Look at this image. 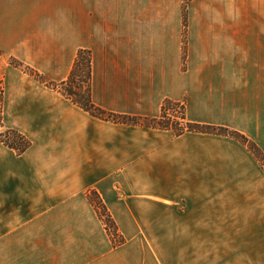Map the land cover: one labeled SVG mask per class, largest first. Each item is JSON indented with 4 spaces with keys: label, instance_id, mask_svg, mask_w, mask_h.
I'll list each match as a JSON object with an SVG mask.
<instances>
[{
    "label": "crops",
    "instance_id": "obj_1",
    "mask_svg": "<svg viewBox=\"0 0 264 264\" xmlns=\"http://www.w3.org/2000/svg\"><path fill=\"white\" fill-rule=\"evenodd\" d=\"M186 15L183 59L180 0H0V134L31 143L0 141V264H264V166L246 146L97 119L10 64L59 83L89 50L96 106L159 118L171 100L264 154V31L244 42L243 0H190Z\"/></svg>",
    "mask_w": 264,
    "mask_h": 264
},
{
    "label": "trees",
    "instance_id": "obj_2",
    "mask_svg": "<svg viewBox=\"0 0 264 264\" xmlns=\"http://www.w3.org/2000/svg\"><path fill=\"white\" fill-rule=\"evenodd\" d=\"M183 59L186 54V28H187V15L183 11ZM10 64L16 68H20L24 72L32 76L36 81L44 84L45 86L57 90L73 104L89 113L91 116L110 121L117 124H125L132 126H145L148 128L170 130L175 136H181L186 133L210 134L231 138L246 146L248 150L264 165V154L259 147L244 134L222 126L206 125L200 123H192L186 121L184 113V105L165 100L162 104L161 114L159 118H143L137 116H128L116 114L103 110L96 106L91 99V53L89 50L81 49L78 51L72 70L65 81L56 83L47 80L40 73L34 71L21 62L12 59ZM0 90V101L1 93ZM176 112L179 115L175 116L170 114ZM1 122V112H0ZM0 141L8 148L14 150L17 155L23 154L29 147L30 141L21 133L13 129H5L0 134ZM87 199L96 210L100 220L103 222L108 235L111 237L112 244L118 246L124 243L117 230L116 224L111 218L106 206L102 202L97 192L88 191Z\"/></svg>",
    "mask_w": 264,
    "mask_h": 264
},
{
    "label": "rangeland",
    "instance_id": "obj_3",
    "mask_svg": "<svg viewBox=\"0 0 264 264\" xmlns=\"http://www.w3.org/2000/svg\"><path fill=\"white\" fill-rule=\"evenodd\" d=\"M180 1L182 2L183 11L185 10L187 12V4L190 0H180ZM243 15H244V24H243L244 42L246 41L245 35L247 32L251 33L252 35L251 37L255 41V39L259 38L257 34H260L262 31H264V0H243ZM248 16H251L254 19L251 24L246 23L245 19ZM0 82L2 81L0 80ZM0 90L2 91L1 93L3 95L2 83L0 86ZM2 95H1V101H0V112L1 113H2ZM260 164L262 165L261 162ZM260 224H261L260 229L257 232L258 240L260 242H264V217L260 221Z\"/></svg>",
    "mask_w": 264,
    "mask_h": 264
},
{
    "label": "built area",
    "instance_id": "obj_4",
    "mask_svg": "<svg viewBox=\"0 0 264 264\" xmlns=\"http://www.w3.org/2000/svg\"><path fill=\"white\" fill-rule=\"evenodd\" d=\"M0 86H1V82H0ZM170 114H173V115H175V116H176V115H179V114H177L176 112H174V113H171V112H170Z\"/></svg>",
    "mask_w": 264,
    "mask_h": 264
}]
</instances>
